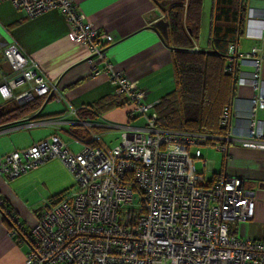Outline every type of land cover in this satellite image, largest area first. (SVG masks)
<instances>
[{"label": "built area", "instance_id": "obj_1", "mask_svg": "<svg viewBox=\"0 0 264 264\" xmlns=\"http://www.w3.org/2000/svg\"><path fill=\"white\" fill-rule=\"evenodd\" d=\"M6 1L29 18L58 10L71 38L88 48L94 74L99 72L97 61L103 62L112 94L129 105L128 120H143L140 127L121 126L120 143L113 148L91 145L99 139L92 135L72 152L58 135H52L0 157V175L7 179L51 159L61 161L73 178V187L57 201H47L29 229L4 207L0 196V213L10 224L9 233H16L27 245L24 263L264 264V242L241 236L234 227L253 217L254 190L239 177L206 180L195 167L202 145L213 146L225 158L231 144L264 150V125L256 118V112L264 109L260 77L264 53L252 47L237 54L229 47L225 72L237 71L241 64L253 67L249 76L235 75V84L255 90L240 133L230 123L231 104L218 119L221 134L162 130L155 127L156 102H146L136 81L105 60L112 36L95 28L74 0ZM261 19L264 36V10ZM2 56L9 71L0 82L4 100L20 105L53 94L54 84L15 44L7 45ZM135 195L138 208L131 207Z\"/></svg>", "mask_w": 264, "mask_h": 264}, {"label": "crops", "instance_id": "obj_2", "mask_svg": "<svg viewBox=\"0 0 264 264\" xmlns=\"http://www.w3.org/2000/svg\"><path fill=\"white\" fill-rule=\"evenodd\" d=\"M74 1L77 10L95 28L112 36L113 41L105 49V60L112 64L114 70L136 81L145 91L146 102L158 101L173 88V49L161 42L150 28L151 22L156 19L150 18V14L157 9L151 0ZM263 10L264 0H245L242 31L233 46L237 54L248 52L252 47L264 53ZM9 44H15L35 64L37 72L54 84L55 91L50 95L51 99L36 111V117H33L34 112L16 119L0 120V157L52 135H58L72 152L78 151L81 143L88 141L92 135L99 136L96 144L109 148L102 140L106 130L120 129L127 124L133 127L142 125L140 117L128 120L126 113L129 105L126 104L113 107L92 119L84 120L79 115V109L113 95L112 87L108 75L102 70V61H97L99 72L94 74L88 62V48L71 38L69 25L58 10H48L29 18L10 2L1 1L0 82L9 74L2 56L3 49ZM194 46L200 49L195 42ZM252 71L250 64H241L235 75L249 76ZM260 77L264 79V67L260 70ZM25 85L18 90L24 89ZM254 93L252 87L234 83L230 123L235 133H240L244 127L248 100ZM51 101L55 103L53 109L49 107ZM10 103L11 100L6 101L0 95V115L9 110ZM256 118L264 125V109L256 112ZM227 154V158L223 156L219 172L211 170L208 177L200 172L206 180L217 175L239 177L254 190L253 217L234 227L241 236L264 242V150L231 144ZM205 166L210 169L212 165L206 163ZM72 187V175L57 159L46 161L14 179L0 175V196L25 229L35 223L41 208L50 198ZM9 229V222L0 213V264H25L27 245L16 233L10 234Z\"/></svg>", "mask_w": 264, "mask_h": 264}, {"label": "trees", "instance_id": "obj_3", "mask_svg": "<svg viewBox=\"0 0 264 264\" xmlns=\"http://www.w3.org/2000/svg\"><path fill=\"white\" fill-rule=\"evenodd\" d=\"M151 1L164 15L163 19L167 22L165 44L173 49V88L153 106L156 113L155 127L169 131L221 134L218 119L223 108L230 105L236 72H225L224 67L229 47L237 44L242 31L245 0H212L207 46L202 50L192 48L199 33L203 0ZM46 98L36 96L20 105L11 101L9 110L1 113L0 120L34 113ZM50 99L51 96L48 97ZM122 104L124 102L111 95L90 103L86 108L79 109L78 113L84 120L92 119ZM37 115L36 112L33 117ZM65 191L49 201H57ZM2 202L4 207L11 210L3 198Z\"/></svg>", "mask_w": 264, "mask_h": 264}, {"label": "rangeland", "instance_id": "obj_4", "mask_svg": "<svg viewBox=\"0 0 264 264\" xmlns=\"http://www.w3.org/2000/svg\"><path fill=\"white\" fill-rule=\"evenodd\" d=\"M212 0H203L202 2V15H201V25L199 28L198 37L196 44L199 45L200 49H206L207 38L209 31V22H210V7ZM51 104L49 107L53 109L55 103L54 101L49 102ZM120 129H108L102 137V140L109 148H113L120 143ZM79 150V149H78ZM201 158L195 160V167L198 172L202 171L205 176L211 175V170L214 172H219L223 166V154L220 151L215 150L211 145H202L200 146ZM191 151V150H190ZM211 163V168H206V164ZM139 202H137L136 195L134 196V202L131 207L138 208Z\"/></svg>", "mask_w": 264, "mask_h": 264}, {"label": "water", "instance_id": "obj_5", "mask_svg": "<svg viewBox=\"0 0 264 264\" xmlns=\"http://www.w3.org/2000/svg\"><path fill=\"white\" fill-rule=\"evenodd\" d=\"M160 14L161 13L157 9L154 10L152 14H150V18H156L153 22H151L150 28L155 31L160 41L165 44V40L167 38V22L162 17H160ZM47 100L48 98L45 100V102Z\"/></svg>", "mask_w": 264, "mask_h": 264}]
</instances>
